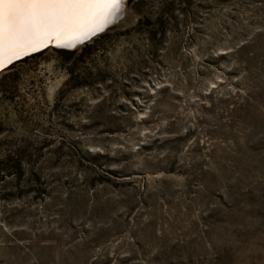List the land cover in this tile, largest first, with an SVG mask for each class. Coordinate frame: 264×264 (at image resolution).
Listing matches in <instances>:
<instances>
[{
    "label": "rangeland",
    "instance_id": "1",
    "mask_svg": "<svg viewBox=\"0 0 264 264\" xmlns=\"http://www.w3.org/2000/svg\"><path fill=\"white\" fill-rule=\"evenodd\" d=\"M126 11L0 75V264H264V0Z\"/></svg>",
    "mask_w": 264,
    "mask_h": 264
},
{
    "label": "snow or ice",
    "instance_id": "2",
    "mask_svg": "<svg viewBox=\"0 0 264 264\" xmlns=\"http://www.w3.org/2000/svg\"><path fill=\"white\" fill-rule=\"evenodd\" d=\"M124 0H0V72L50 44L74 48L103 32Z\"/></svg>",
    "mask_w": 264,
    "mask_h": 264
},
{
    "label": "water",
    "instance_id": "3",
    "mask_svg": "<svg viewBox=\"0 0 264 264\" xmlns=\"http://www.w3.org/2000/svg\"><path fill=\"white\" fill-rule=\"evenodd\" d=\"M133 21H134V15L132 14V11H128V12L126 11V13L122 17H118L113 23L108 25V27L103 32L98 33L96 36L92 37L90 40L85 41L82 44H77L76 47H74V48L58 47L56 44L53 43V44H50L49 46H47L46 48L40 49L37 52L31 53V54H29L27 56L22 57L19 60L14 61L12 64L22 60L23 58H26V57L30 56V55H33V54H36V53H39V52H43V51H47V50H51V49H66V50H70V51H73V52H77L79 50H82L84 46H86L87 44L91 43L94 39L99 37L101 34H104V33L108 32V30L117 29V28H126V27L132 25ZM12 64L8 65V67L3 72H0V75L2 73H4L9 67H11Z\"/></svg>",
    "mask_w": 264,
    "mask_h": 264
},
{
    "label": "trees",
    "instance_id": "4",
    "mask_svg": "<svg viewBox=\"0 0 264 264\" xmlns=\"http://www.w3.org/2000/svg\"><path fill=\"white\" fill-rule=\"evenodd\" d=\"M108 34L103 35L101 38H96L95 41L93 43H89L86 46L83 47L81 53L79 54V56L76 58V61H74L72 64L73 66L70 67V74L73 73V69L75 67L76 64H78L80 62V60L86 56L88 53H91L92 50L97 46V44L101 41L102 38H104L105 36H107ZM71 64V65H72ZM73 75V74H72Z\"/></svg>",
    "mask_w": 264,
    "mask_h": 264
}]
</instances>
